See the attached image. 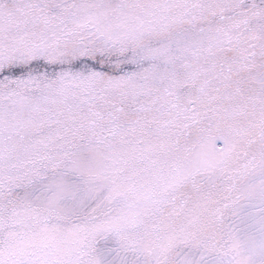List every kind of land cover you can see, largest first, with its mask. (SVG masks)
I'll return each instance as SVG.
<instances>
[{
	"label": "snow or ice",
	"instance_id": "6c2138e0",
	"mask_svg": "<svg viewBox=\"0 0 264 264\" xmlns=\"http://www.w3.org/2000/svg\"><path fill=\"white\" fill-rule=\"evenodd\" d=\"M0 264H264V0H0Z\"/></svg>",
	"mask_w": 264,
	"mask_h": 264
}]
</instances>
